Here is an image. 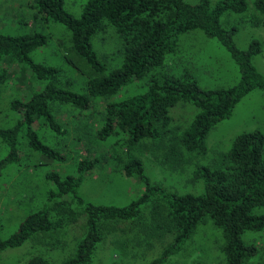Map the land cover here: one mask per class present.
<instances>
[{
    "label": "trees",
    "instance_id": "16d2710c",
    "mask_svg": "<svg viewBox=\"0 0 264 264\" xmlns=\"http://www.w3.org/2000/svg\"><path fill=\"white\" fill-rule=\"evenodd\" d=\"M245 6L244 0H220L214 5L206 0L194 4L183 0H86L74 17L64 10L63 0H33L30 7L34 18L60 25L68 32L62 59L84 78L85 92L79 94L65 87L61 69L31 60L30 54L46 44L45 35L0 33V89L11 67L21 82L28 83L30 92L26 98H14L9 103L10 110L20 115L17 123L0 127V139L9 147L0 159V177L8 164L21 159V132L29 149L39 153L38 164L64 161V154L45 144L33 125H45L63 134L65 125L56 119L62 108L86 112L94 100L107 101L134 80L147 78L146 89L105 103L100 113L102 124L94 136L100 143L114 137L107 150L90 156L87 146V155L77 161L74 174L47 172L45 179L51 186L43 207L27 214L10 235L0 238V251L25 240L61 247L59 238L82 215L79 225L83 237L61 264H89L98 241L106 235L121 234L126 240L132 238L133 255L154 241L169 238L145 263L160 264L206 222L220 231L218 249L224 264H246L255 255L258 263L264 264V247L259 250L242 238L246 231L264 230V133L259 129L241 132L228 150L215 153L208 164L201 163L210 129L230 118L235 106L252 91L264 93V76L251 63L260 51L259 43L252 40L246 50H239L231 40L234 29L224 30L219 25L222 13H242ZM252 6L264 16V0H253ZM107 29L120 45L119 64L110 69L93 48V41ZM191 31L216 40L228 53L239 70L236 85L203 90L187 72L176 76L166 68V58L174 52L178 36ZM178 103H191L199 110L182 129L170 126V109ZM141 154L174 173L184 174L191 167L188 181L199 182L200 192L179 193L151 182ZM101 159L114 160L123 173L139 177L141 194L120 205L85 201L80 185L85 173ZM27 264L49 262L33 255Z\"/></svg>",
    "mask_w": 264,
    "mask_h": 264
},
{
    "label": "rangeland",
    "instance_id": "374dc122",
    "mask_svg": "<svg viewBox=\"0 0 264 264\" xmlns=\"http://www.w3.org/2000/svg\"><path fill=\"white\" fill-rule=\"evenodd\" d=\"M32 1L0 0V33L16 36L40 32L45 35L46 44L30 54L31 60L61 69L64 86L83 94L84 78L76 75L62 59L63 49L68 46V32L60 25L44 23L34 18V10L30 7ZM85 1L63 0V8L77 17ZM183 1L194 4L200 0ZM206 1L214 5L220 0ZM244 1L246 6L242 13L231 11L222 13L219 17V25L224 30L234 29L231 40L239 50H246L252 40L259 43L260 51L251 58V63L264 76V16L253 9V0ZM93 48L108 69L119 64V41L110 29L93 41ZM165 66L176 76L187 72L203 90L233 87L240 77L239 70L228 53L216 40L205 38L200 31L179 35L175 50L166 58ZM7 70L10 76L0 89V127L2 128L16 124L20 117L18 113L10 110V101L14 98H26L30 94L28 83L21 82L11 67ZM146 80L147 78L134 80L107 101H118L143 92L146 89ZM107 101L94 100L93 106L91 104L88 111L81 113L62 108L56 119L65 125L66 131L63 134H56L45 125H33L45 144L58 148L64 154V161L38 164L39 153L29 149L26 137H23L21 132L19 137L21 159L17 163L8 164L0 177V238L10 235L27 214L43 207L46 192L51 186V183L45 179L47 172L56 171L61 175L74 174L77 161L87 155L85 152L87 146L90 148V156L99 155L100 152L107 150L108 144L114 140V137L108 142L100 143L94 136L102 124L100 113ZM198 111V108L191 103H178L170 109L171 128L186 127ZM254 129L264 133V93L259 89L246 95L235 106L230 118L216 123L210 129L205 139L207 152L201 163H210L215 153L230 148L236 135ZM8 150V145L0 139V159L8 153ZM141 158L151 182L162 184L169 190L179 193L200 192L199 182L188 181L191 167L184 174H178L145 154H141ZM142 191L143 183L139 177L126 175L120 170L119 165L110 159H101L92 170L85 173L79 188V193L85 201L105 205L125 204L137 198ZM83 218L81 215L75 224L66 228L64 235L59 238L61 247L49 248L25 240L20 245L0 251V264H27L28 259L33 255L42 256L49 264H61L63 259L73 254L76 243L83 237L84 231L79 225ZM242 238L259 250H262L260 247H264V230L246 231L242 234ZM115 239L121 243L116 242ZM167 240L169 238L165 237L154 241L151 247L141 249L137 255H133L134 253L131 254L132 238L126 240L123 234L119 237L106 235L96 243L89 264H145L159 253ZM221 242L220 231L210 222L200 224L181 249L160 264H224L223 255L218 249ZM258 262V255H255L246 264H259Z\"/></svg>",
    "mask_w": 264,
    "mask_h": 264
}]
</instances>
